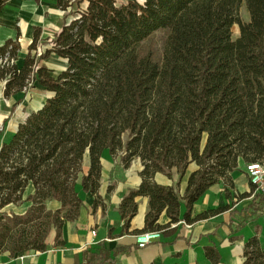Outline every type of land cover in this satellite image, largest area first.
Wrapping results in <instances>:
<instances>
[{"label": "trees", "instance_id": "trees-1", "mask_svg": "<svg viewBox=\"0 0 264 264\" xmlns=\"http://www.w3.org/2000/svg\"><path fill=\"white\" fill-rule=\"evenodd\" d=\"M56 2L63 11L60 31L42 43L41 29L34 27L21 65L18 37L0 46L4 98L35 82L54 93L0 149V210L21 203L28 184L34 189L23 214L0 211V253L44 250L51 227L58 236L63 220L77 216L75 181L85 154L89 169L81 184L93 194L104 149L122 152L124 166L140 160L141 183L119 205L127 231L135 198L148 197L138 233L163 228L157 223L162 211L177 221L182 200L189 209L211 185L229 179L239 161L264 162V0ZM83 2L80 17L67 21L70 8ZM243 2L246 23L238 15ZM235 23L239 35L233 39ZM156 31L167 32L160 61L141 50ZM51 54L67 60L56 75L43 63ZM191 162L197 168L188 174L182 196L177 183L153 180L156 173L181 179ZM51 200L60 208L48 209ZM262 202L264 194L255 193L253 212ZM120 251L101 248L99 256L108 261ZM243 255V264H264V246L255 237Z\"/></svg>", "mask_w": 264, "mask_h": 264}, {"label": "crops", "instance_id": "crops-1", "mask_svg": "<svg viewBox=\"0 0 264 264\" xmlns=\"http://www.w3.org/2000/svg\"><path fill=\"white\" fill-rule=\"evenodd\" d=\"M63 11L56 0H5L0 9V46L8 39L18 37L20 50L17 64L21 65L31 43L34 27L41 29L40 39L51 37L60 31ZM43 63L56 75L67 68V60L51 54ZM0 122L4 130L0 133V149L9 142L27 117L40 110L53 92L35 82L27 91H19L8 98L3 97V83L0 82ZM15 104L14 111H10ZM122 153L112 154L108 149L101 153L100 178L97 194L82 187L81 180L89 169V157L85 154L82 171L75 181V191L81 203L73 220H63L59 235L51 227L46 237L44 250H31L24 253L23 264H243L244 245L256 238L264 246V202L261 209L253 212L250 204L251 184L245 171V162L229 174V179H219L211 185L188 209L184 200L180 204L179 218L170 222L165 211L157 223L163 226L161 237L138 247L135 235L144 227V216L148 210V197L137 196V211L124 230V221L119 205L123 197L135 190L141 183L139 172L142 165L138 159L124 166ZM197 165L191 162L186 174L179 179L176 173L172 178L156 173L153 180L163 185L178 184L177 190L183 195L187 176ZM34 191L31 184L26 186L22 202L8 204L0 211L3 214H23L31 205L27 197ZM51 210L60 208V203L46 202ZM188 212V219L184 215ZM185 221L186 224L177 223ZM176 225H172V224ZM95 230L92 235L91 231ZM167 232V233H165ZM121 251L110 260L99 256L100 249ZM88 255L84 257L83 253ZM89 253L93 255L90 259ZM20 254V253H18ZM8 251L0 253V264H19L16 255Z\"/></svg>", "mask_w": 264, "mask_h": 264}, {"label": "built area", "instance_id": "built-area-1", "mask_svg": "<svg viewBox=\"0 0 264 264\" xmlns=\"http://www.w3.org/2000/svg\"><path fill=\"white\" fill-rule=\"evenodd\" d=\"M2 130V124L0 123V131ZM245 171L248 177L249 183L254 187V191L251 193V196L255 193L261 192L264 194V162L256 161V162H248L245 163ZM264 208V206H263ZM177 223L186 224L185 221L181 220ZM176 223V224H177ZM175 223L172 224L173 226L176 225ZM163 228L161 229H150L135 235V242L138 247H143L154 240H157L161 237L163 232ZM92 235L95 234V230L91 231ZM24 253H20L16 255V259L19 264H23L22 260L25 255Z\"/></svg>", "mask_w": 264, "mask_h": 264}, {"label": "rangeland", "instance_id": "rangeland-1", "mask_svg": "<svg viewBox=\"0 0 264 264\" xmlns=\"http://www.w3.org/2000/svg\"><path fill=\"white\" fill-rule=\"evenodd\" d=\"M117 1L120 2L122 0H117ZM138 1L139 2H143V0H138ZM85 4L86 3L83 2L80 5H73L70 8V11H72L73 14L67 18V21H69L71 18H79L80 16H79V13H78L77 9L85 8ZM238 15H239L240 20L243 23L248 22L249 19H250L249 12H248L244 2L239 7ZM231 31H232V38L233 39L237 38L238 35H239L238 24H236V23L233 24L232 28H231ZM166 35H167L166 31H156L153 35H151L147 40H145L142 43L141 50L143 52L150 51L153 54L154 59L156 61H160L161 60V56H162L163 43H164V39H165ZM0 87H1V84H0ZM0 123L2 124V130L0 131V133H1L4 130V124L2 122H0ZM122 139H123V142L126 141V135L125 134L122 135ZM134 159H138V158L136 157ZM25 189H26V187H25Z\"/></svg>", "mask_w": 264, "mask_h": 264}]
</instances>
